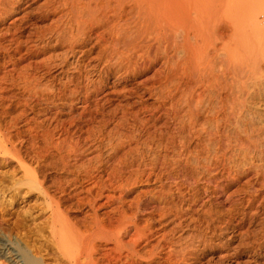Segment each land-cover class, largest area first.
<instances>
[{"label": "bare ground", "instance_id": "6f19581e", "mask_svg": "<svg viewBox=\"0 0 264 264\" xmlns=\"http://www.w3.org/2000/svg\"><path fill=\"white\" fill-rule=\"evenodd\" d=\"M7 158L69 264H264V0H0Z\"/></svg>", "mask_w": 264, "mask_h": 264}, {"label": "rangeland", "instance_id": "374dc122", "mask_svg": "<svg viewBox=\"0 0 264 264\" xmlns=\"http://www.w3.org/2000/svg\"><path fill=\"white\" fill-rule=\"evenodd\" d=\"M23 179L15 161L8 158L0 161V264H26L25 252L42 258L44 264H69L51 236V213L47 203L37 191L29 192ZM235 190L233 187L221 194L227 207L237 200L231 197ZM135 195L131 194L130 198ZM247 257L252 259L244 255L241 264H246ZM200 261V264H219L218 258Z\"/></svg>", "mask_w": 264, "mask_h": 264}]
</instances>
